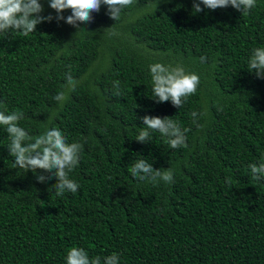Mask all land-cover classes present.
<instances>
[{
	"label": "trees",
	"instance_id": "1",
	"mask_svg": "<svg viewBox=\"0 0 264 264\" xmlns=\"http://www.w3.org/2000/svg\"><path fill=\"white\" fill-rule=\"evenodd\" d=\"M92 16L81 32L53 20L28 36L0 33V111L21 110L33 137L57 127L83 145L69 173L78 191L57 196L55 177L36 179L50 173L14 167L0 126V264H65L72 247L102 264L113 252L119 264H264V180L248 168L264 162V79L248 68L264 47V0L248 15L134 0L117 21L104 5ZM157 62L200 78L180 109L153 100ZM68 74L78 83L61 107L53 97ZM145 115L171 117L187 147L171 149L159 132L136 141ZM140 159L171 168L173 182L133 178Z\"/></svg>",
	"mask_w": 264,
	"mask_h": 264
},
{
	"label": "clouds",
	"instance_id": "2",
	"mask_svg": "<svg viewBox=\"0 0 264 264\" xmlns=\"http://www.w3.org/2000/svg\"><path fill=\"white\" fill-rule=\"evenodd\" d=\"M133 4L134 0H48L49 7L56 13L53 17L51 14L41 15L44 8L40 0H0V33L14 31L28 36L36 31L37 25L53 20L57 23L64 21L77 28V32H81L85 30L79 28L80 23H91L92 13H98L102 5L107 7V15L117 21L121 18L122 11ZM228 6L240 11L242 15H248L256 7V0H193L195 13L203 11L204 8L216 10ZM65 10L71 11L66 18L62 15ZM200 59L203 62L206 58ZM148 68L152 81L153 100L156 103L171 101L173 107L180 109L187 98L197 92L200 84L199 76L186 72L182 66H166L157 62L150 64ZM248 68L250 73L255 70L257 78L264 79V47L252 50ZM66 80L67 83L62 86L65 90L53 97L61 107L69 99V93L75 91L78 83L70 74L67 75ZM114 87L117 89L116 94L119 95V81L114 82ZM196 115L197 113H192L193 117ZM23 119L24 113L19 109L7 114L0 111V126H3L8 134L10 144L7 148L9 155L14 158V167L23 169L26 173L31 171L36 174L38 169L50 173L51 176L48 177L36 175V179L44 183L47 179L55 177L57 182L53 186L57 196L64 195L66 191L76 193L80 185L69 178V173L79 165V154L83 150V145L79 142L69 143L57 127L46 128L43 133L33 137L19 126V121ZM141 119L146 127L139 132L136 141L148 143L151 134L159 132L167 138V144L171 149L187 147L185 135L187 130H181L171 117L145 115ZM248 168L253 180H264V162L251 163ZM128 171L133 178L154 185L161 180L165 183H172L174 180L171 168L156 170L144 159L136 161ZM227 182L231 183L230 178ZM65 264H102V258L100 256L90 258L85 249L72 247L66 253ZM103 264H119V254L113 252L103 257Z\"/></svg>",
	"mask_w": 264,
	"mask_h": 264
}]
</instances>
